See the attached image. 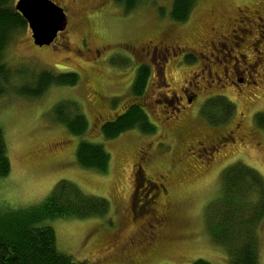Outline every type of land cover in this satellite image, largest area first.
Listing matches in <instances>:
<instances>
[{
  "label": "rangeland",
  "instance_id": "obj_1",
  "mask_svg": "<svg viewBox=\"0 0 264 264\" xmlns=\"http://www.w3.org/2000/svg\"><path fill=\"white\" fill-rule=\"evenodd\" d=\"M12 1L16 5L18 0ZM55 2L69 18L67 29L59 34L55 44L36 46L30 29L25 28L14 34L4 50V62L14 78L10 90L0 97V126L12 171L0 179V210L40 204L59 182L67 180L84 194L109 202L108 215L103 218L47 222L55 231L58 249L75 261L194 264L203 259L211 264H228V248L214 239L210 228L229 209L222 208L219 200L228 167L237 163L247 165L264 179V130L256 123V114L264 112V65L258 67V74L253 73L257 84L242 87L240 96H236L233 87L224 90L221 82L212 81L208 85L211 91H199L200 100L194 109L182 107L180 114L175 96L182 95L184 88L189 95L194 91L186 86L192 70L170 66L165 73L168 84L164 79L157 82L158 74L152 76L146 93L139 98L133 94V85L138 67L144 62L140 50L149 41L158 45L175 40L195 48L197 55L206 35L208 39L215 35L213 28L224 33L235 27V20L241 15L239 10L246 11L254 20L250 27L253 34L246 38L251 48L242 49L247 62L254 64L259 51L264 58V0H198L185 23L172 21V0H140L129 13L115 0ZM100 5L103 6L97 11ZM199 36L203 39L199 40ZM220 50L217 46L215 52ZM229 65L236 67L238 76L248 71L243 64L234 65L233 60ZM44 71L75 72L79 82L75 86L54 84L35 99L16 92ZM224 96L233 104L232 113L218 123L201 108L208 98ZM133 104L142 106L156 132L147 134L135 128L106 139L102 126ZM58 108L69 110L70 114L74 109L83 113L89 123L87 133L80 137L72 135L57 121ZM183 113L181 122L179 115ZM180 122L183 126L178 125ZM209 123L224 126L214 128ZM226 131L231 132L236 143L212 142L210 153H214V159L209 160L207 152L196 148L186 151L187 143L199 146L197 141H212ZM82 140L100 143L109 152L107 173L78 164L76 152ZM139 169L158 186L166 187L165 195L161 192L159 210L168 211L169 222L162 238L153 245L149 244V232L144 236L140 230V201L131 204L136 178L139 183L143 177ZM142 187L141 183L138 200ZM113 244L116 247L111 252ZM259 244V264H264V219L259 228Z\"/></svg>",
  "mask_w": 264,
  "mask_h": 264
},
{
  "label": "trees",
  "instance_id": "obj_2",
  "mask_svg": "<svg viewBox=\"0 0 264 264\" xmlns=\"http://www.w3.org/2000/svg\"><path fill=\"white\" fill-rule=\"evenodd\" d=\"M124 6L126 13L132 12L140 0H115ZM172 21L185 23L198 0H172ZM29 28L25 18L16 10L12 0H0V97L12 87L14 75L4 62V50L14 34ZM33 42V41H32ZM151 79L148 65L138 67L133 85L135 97L146 93ZM79 74L67 72L53 74L44 71L31 78L19 95L39 98L54 84L75 86ZM73 108V107H72ZM233 104L227 98L207 102L204 113L216 122L226 121L232 113ZM57 121L65 125L76 137L87 133L89 123L83 113L70 114L69 110L56 109ZM256 123L264 130V112L256 114ZM140 128L144 133H155L156 126L140 104H133L118 118L106 122L102 132L106 139H114L126 131ZM76 160L85 169L107 173L111 156L100 143L87 140L79 142ZM12 171L4 130L0 126V179ZM222 208L229 207L219 223L213 225L211 233L215 240L228 248V264H259V228L264 219V179L258 171L237 163L223 174ZM224 201V202H223ZM109 202L100 197L84 194L74 183L59 182L40 204L25 209L0 210V264H82L71 255L60 251L56 245V234L48 221L57 219L103 218L108 215ZM236 218V219H235ZM194 264H211L200 259Z\"/></svg>",
  "mask_w": 264,
  "mask_h": 264
},
{
  "label": "flooded vegetation",
  "instance_id": "obj_3",
  "mask_svg": "<svg viewBox=\"0 0 264 264\" xmlns=\"http://www.w3.org/2000/svg\"><path fill=\"white\" fill-rule=\"evenodd\" d=\"M103 5H100L99 8H97V11H99ZM239 11L241 15H239V18L235 20L236 23L234 24L235 25L234 28L224 33L217 32L216 29L213 28L215 35L213 36V38L211 37L210 39L207 38L208 35L206 34H205L206 39H203L201 36H199V40L200 38H202L203 42L202 44H199L200 51L198 53L196 52L197 55H195L194 53L195 48L191 47L188 44H181L180 42H176L175 40L173 41L170 40L168 41V43L162 42L158 45L153 44L154 41L151 40L149 41L146 47H143L140 50L141 52L140 59H142V61L144 62L139 66L148 65L151 69V78L152 76L154 77L158 74V78L156 79L157 82L163 81L164 79V82L167 83L165 73L170 66L172 67V69H177L182 71H185L187 69L192 70L190 75L191 79L187 81L186 86H189L188 88L189 89L191 88L194 91L192 92L191 95H189L187 93L188 90H186L187 88H184L182 91V95L176 94L175 96L176 100H179L177 105H175L177 106L176 109L179 114L181 113L182 107L184 108L185 106H189V107H193L194 109V107L199 103L200 100V98L198 97L199 91L202 90L211 91V89L208 88V85H210V82L212 81L221 82L222 86L220 87L224 88V90L228 87H233L236 90L233 91L236 92L235 93L236 96H240V94H243L242 87H245V85L246 87H248V85L257 84V82L253 77V73L258 74V67H262L264 65V58L260 54L261 51H259V53H257L259 56L257 55L254 64L247 62L246 60L247 54L244 53L242 49L251 48V45L247 44L246 38L251 34H253L250 27L253 26L252 23L254 22V20L250 17V15L246 11L245 12L244 10H239ZM68 23H69V18H68ZM246 32L248 33L245 34ZM53 44H55V42ZM256 45L257 44H255L254 46L257 47ZM217 46L220 47L221 49L218 54L215 52ZM258 49L259 48L257 47V50ZM253 50L256 51L255 49ZM151 60L155 61V64H150ZM231 60L234 61V65L236 66H239L241 64L246 66V69H248L247 73L242 76H238L236 72V67L233 68L231 67V65H229L231 63ZM251 66H253V70L250 69ZM161 76H163V78ZM214 98L215 97L208 98L204 102L201 111L204 109L206 103ZM162 102L163 104L164 102L167 103L166 101H162ZM193 109H192V113H193ZM202 115L203 114H201V116ZM179 116H181V119L179 120L182 122L184 113ZM181 122L178 125L183 126V123ZM209 124L210 126L212 125V127L214 128H220L221 126H224V123H220V124L209 123ZM227 137H230V139ZM215 140H218L219 142H225V141L228 142L229 140H231L233 143L234 142L236 143V140H234L233 136L231 135V132L226 131L225 133L218 134L217 137L212 141L210 138L204 141H197V143H199V146L188 145L187 143L186 151L189 152L191 149L196 148L199 149V151L201 152H207L209 160L211 158L214 159L215 158L214 153L212 151L210 153V150L212 149L211 143L214 142ZM139 172H141V175L143 177L141 182L139 183L137 182L138 180L136 178L133 200L131 204L135 205L137 202L140 201L141 204L140 211H137L139 215L136 216L140 220V227H141L140 230H142V234L145 236L147 232H149L148 239L150 243L148 242V240H141V242H147L153 245L160 238H162L163 230L165 229L166 225L169 222L168 211L166 209L159 210L161 192H162V196L165 195L166 187L163 184L161 186H158L156 183L148 179L142 173L143 172L142 170L139 169ZM141 183L143 186L142 197L141 199L138 200V193L140 192L139 186L141 187ZM133 241L139 242L140 239L139 240L134 239ZM133 241L130 242L131 245H133L134 243ZM115 247L116 244H113L110 247V251L112 252L115 249Z\"/></svg>",
  "mask_w": 264,
  "mask_h": 264
},
{
  "label": "water",
  "instance_id": "obj_4",
  "mask_svg": "<svg viewBox=\"0 0 264 264\" xmlns=\"http://www.w3.org/2000/svg\"><path fill=\"white\" fill-rule=\"evenodd\" d=\"M16 10L26 19L34 44L50 46L68 26L65 9L54 0H18Z\"/></svg>",
  "mask_w": 264,
  "mask_h": 264
},
{
  "label": "bare ground",
  "instance_id": "obj_5",
  "mask_svg": "<svg viewBox=\"0 0 264 264\" xmlns=\"http://www.w3.org/2000/svg\"><path fill=\"white\" fill-rule=\"evenodd\" d=\"M26 20V19H25ZM28 23V22H27ZM32 41H33V39H32ZM33 43H34V41H33Z\"/></svg>",
  "mask_w": 264,
  "mask_h": 264
}]
</instances>
